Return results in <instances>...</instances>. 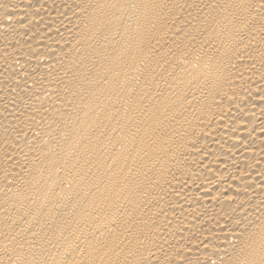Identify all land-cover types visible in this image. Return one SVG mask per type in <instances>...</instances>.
Returning a JSON list of instances; mask_svg holds the SVG:
<instances>
[{
    "label": "bare ground",
    "instance_id": "obj_1",
    "mask_svg": "<svg viewBox=\"0 0 264 264\" xmlns=\"http://www.w3.org/2000/svg\"><path fill=\"white\" fill-rule=\"evenodd\" d=\"M0 264H264V0H0Z\"/></svg>",
    "mask_w": 264,
    "mask_h": 264
}]
</instances>
